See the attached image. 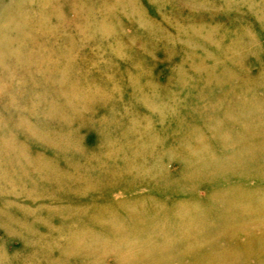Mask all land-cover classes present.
<instances>
[{"label":"rangeland","instance_id":"obj_1","mask_svg":"<svg viewBox=\"0 0 264 264\" xmlns=\"http://www.w3.org/2000/svg\"><path fill=\"white\" fill-rule=\"evenodd\" d=\"M29 55L47 57L40 66L50 79L69 76L64 65L73 64L75 101L87 104L72 111L61 86L20 77L31 97L48 91L63 109L43 99L46 108L35 102L31 114L24 104L13 110L15 120L27 115L33 136L11 123L23 145L9 154L29 158L9 173L23 178L54 163L48 196L62 203L40 210L48 231L28 188L0 183V264H264V0H0V86ZM95 85L94 99L116 88L123 95L104 96L113 107L94 111ZM7 87L0 110L26 102ZM42 110L73 122L46 123ZM92 112L111 124L103 137ZM80 169L70 195L77 179L68 177ZM53 210L64 217L49 219ZM14 221L26 225L14 230ZM31 230L47 244L26 255Z\"/></svg>","mask_w":264,"mask_h":264},{"label":"bare ground","instance_id":"obj_2","mask_svg":"<svg viewBox=\"0 0 264 264\" xmlns=\"http://www.w3.org/2000/svg\"><path fill=\"white\" fill-rule=\"evenodd\" d=\"M249 7L252 10L254 8V4L251 5V3H249ZM257 12H260V10H257ZM196 26L197 25L195 23V25H193V28H194L193 30H195ZM190 27H192V25ZM208 30L210 31V29H208ZM196 31H198V30H196ZM129 54L131 55V57L133 59L137 58V56L133 57V51H130ZM46 59H47V57L44 55H41L40 57L35 58V59H33L32 55H29V57H18L16 60V63L21 64V66L23 67L21 72L18 74L15 73L13 75L10 74V76H9L10 78L8 81L9 83L7 85H5L4 87L0 86V95L3 96L2 99H4V101L9 98L8 93L10 91H9V88L7 86L18 88L17 92H19L22 95L24 100H26V98H27L26 102H24V103H23V101H19L20 105H18L17 107L13 106V104H15V103L10 105L11 107H10V109L8 108V111L5 110L6 106L4 105V102H3V105H4L3 109L0 110V145L2 146V152H3L2 155L6 154L5 156L0 157V183H2L4 186H6L7 184H10V182L14 183L16 181L20 185L27 187L30 198L33 200H37V205L34 209L32 208L31 212H33L35 219L37 221H39L38 224L45 225L48 228V231H50V228L48 225L49 220H48V218L44 219L40 215V210H45V208L48 207L50 204H52V202H53V204L62 203V200L60 198H57L55 196H48L49 194L56 193L53 189H51L52 188L50 186L51 184L49 182H47L49 180L54 179V177L51 174V170H52V168L55 167V164L54 163L42 164L43 167L46 168L45 172L35 171V173L33 175H30V176L27 175L28 177L26 176L23 178H19L17 174L9 173L10 171H9V168L7 167V165L17 163L18 161L20 162V159L22 157L29 158L25 150L24 151L19 150V151H17V154H15L13 156H11L9 154L10 149L17 150L18 147L23 145L22 143H20L19 139H17V136L8 132V130L11 126V123H13V125L16 126L18 129L25 131L31 137L33 136V133H32L33 125L30 123L27 115L21 114L22 116H20V118L16 117V120H15V118H14L16 116L14 113L15 109H17L18 107L21 108L22 104H24L22 110L26 113L31 114L33 112L32 108H33V105L35 104V102H38V104H40V101H42L43 99H45L46 103L48 102V99L49 100L52 99V101H55L54 104H51L52 106L48 105V108L51 107V108H49L50 110L55 111V112L56 111L62 112V109H63L62 107H60V105H59L58 101L55 99V97H51V95L48 91H37L36 94H34V96L31 97L30 92H29L31 82H29V83L25 82V83L21 84L19 82L21 76H24V77L29 76V73H31V72H33V74L34 73L39 74L38 78L40 79L41 83L40 82L37 83L35 80H32L33 85H37V86L44 85L45 88H47L48 90L51 88L54 89L57 86H61V90H60L61 92L59 95H61L63 97L66 96V98H65L66 100L64 99V103L66 104L67 108L71 109L72 111H74L76 109V107L80 106V104H83V105L87 104L86 100H80L79 101L80 103L75 101V96H74L73 90H74L75 85H76V80L74 79L75 78L74 74H76V71H74V70L77 68H75L73 66V64H70V62H68V60H66L67 63L64 66L69 69V76H67L65 78H59L56 75H54V78L50 79V78H47V76H46V74L49 72L48 68L47 67L43 68L40 66L41 61L46 60ZM71 63H72V61H71ZM71 70L73 73L70 75ZM53 73L56 74L55 71ZM181 74H183V71H181ZM134 82L136 83L135 85L137 86V90H140V92H141V88H140L139 83H137L135 80H134ZM66 84H67V86L69 85L68 88L72 92H68L67 89L64 90V86ZM79 86H80V84H79ZM88 94L91 97V98H89V99H91V100H89L91 106H95L94 111L99 110V109H106L109 111V109L111 107H113L109 101L105 102L104 96L108 100L115 102V99L117 97H120V99H121V97L123 95V93L118 88H116L115 92H111L110 94L104 95V96L100 95V97L98 99H94L95 97L98 96V93L96 92V85L92 89V91L91 90L88 91ZM71 97H74V98H71ZM30 98H32V99H30ZM28 100H31L32 102H30ZM144 102L147 103L146 101H144ZM146 105H147L146 107L149 110H151V108H149V104L147 103ZM43 106L45 107L44 100H43ZM64 108H65V106H64ZM78 108H80V107H78ZM42 111L44 112V115H41V114H39V115L44 116L43 120H46V123L49 122L50 124H52L54 126L63 125V124L70 125L73 122L72 120H68V122L65 123L66 122V120H65L63 123L57 124V121L54 120V118H53L52 112L50 115H48L47 112H45V110H42ZM149 113H151V112H149ZM91 114L93 116L92 115H90V116H92L94 118V115H95V117L97 118L96 122H97V125H99L98 129H101L100 131H101L102 137L104 136L103 133L105 132V130L111 131V129H110L111 124L109 123V121L107 119L102 118V116L100 115V112H94V113L92 112ZM81 115H84V114L79 113L78 114L79 119L81 118L80 117ZM117 115H119V114H117ZM38 118H40V117L38 116ZM11 130H12V127H11ZM101 134H99V135H101ZM35 139L37 140V142H41L40 139H38V138H35ZM43 139L44 138H42L41 140H43ZM48 140H49V138L46 139L45 141H48ZM54 140H55V144H57L56 137L54 138ZM67 143L69 144L68 140H67ZM72 148H74V146H72ZM76 153H78L80 156L81 151L79 149H77ZM81 156H83V154ZM75 158L77 160L80 159L77 155L75 156ZM93 159L99 160V159H101V156L99 157V156L93 155ZM41 161H44V160H41ZM38 164H40V163H38ZM81 167L84 169V164ZM87 173L89 174L88 171H87ZM36 174H38V175L36 176ZM83 174H85L84 170L80 169L78 171V173H73V175H70L68 177V178H72V179H74V178L77 179L76 183H73L69 187L70 195H72V192L74 191V189L82 183L81 179L83 178ZM9 175H12L14 178H11ZM100 175H103L104 179L111 178L112 172L110 171L109 174L103 172ZM45 179H46V181H43ZM67 180L68 179H64V181H67ZM92 180H97V179L93 178ZM72 187H73V189H72ZM70 189H72V190H70ZM57 192H60V191L57 190ZM83 204L84 205H86V204L90 205L91 203L85 202ZM56 207H57V205H56ZM93 208H95V206ZM93 213H92V216L95 220L97 214H93ZM50 215H51V217H49V219H54V218H58V217H64L65 214H64L63 210H53L50 213ZM71 219H73V218L68 219L66 221V223H69V221ZM76 220L80 221V219H76ZM81 221H82V219H81ZM25 225H26V223L24 221H22L21 223H19L18 221H14L13 226H11L10 228L13 227V228H15L14 230H19V228H21L22 226H25ZM41 225H39V226H41ZM44 243L47 244L46 240H44L35 231L31 230L29 232V239H28L27 243H25L28 246V252L26 253V255H35V254H37V252H42L44 250V247H46V245ZM37 248H39V249L37 250Z\"/></svg>","mask_w":264,"mask_h":264}]
</instances>
